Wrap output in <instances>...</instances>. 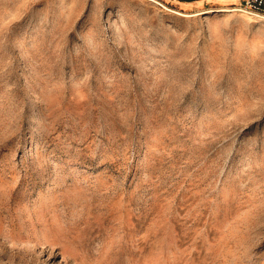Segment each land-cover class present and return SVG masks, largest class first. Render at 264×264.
<instances>
[{"label": "rangeland", "instance_id": "rangeland-1", "mask_svg": "<svg viewBox=\"0 0 264 264\" xmlns=\"http://www.w3.org/2000/svg\"><path fill=\"white\" fill-rule=\"evenodd\" d=\"M242 4L0 0V264H264Z\"/></svg>", "mask_w": 264, "mask_h": 264}, {"label": "built area", "instance_id": "built-area-1", "mask_svg": "<svg viewBox=\"0 0 264 264\" xmlns=\"http://www.w3.org/2000/svg\"><path fill=\"white\" fill-rule=\"evenodd\" d=\"M241 9L245 12L264 17V0H245Z\"/></svg>", "mask_w": 264, "mask_h": 264}, {"label": "crops", "instance_id": "crops-1", "mask_svg": "<svg viewBox=\"0 0 264 264\" xmlns=\"http://www.w3.org/2000/svg\"><path fill=\"white\" fill-rule=\"evenodd\" d=\"M228 2H230V3H242V2H244L245 0H227Z\"/></svg>", "mask_w": 264, "mask_h": 264}, {"label": "bare ground", "instance_id": "bare-ground-1", "mask_svg": "<svg viewBox=\"0 0 264 264\" xmlns=\"http://www.w3.org/2000/svg\"><path fill=\"white\" fill-rule=\"evenodd\" d=\"M240 10H242L241 8H239ZM243 11V10H242Z\"/></svg>", "mask_w": 264, "mask_h": 264}]
</instances>
